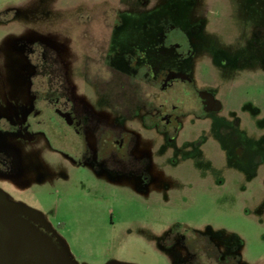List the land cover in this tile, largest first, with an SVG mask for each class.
Instances as JSON below:
<instances>
[{"label":"flooded vegetation","instance_id":"af4514ba","mask_svg":"<svg viewBox=\"0 0 264 264\" xmlns=\"http://www.w3.org/2000/svg\"><path fill=\"white\" fill-rule=\"evenodd\" d=\"M88 1L74 8L65 40L30 44L35 99L17 129L95 172L144 185L207 160L258 180L264 193V0ZM94 92L110 97L97 119ZM18 152L12 140L0 144V177L15 172ZM19 218L69 252L50 225ZM175 235L194 264H242L182 225L163 245Z\"/></svg>","mask_w":264,"mask_h":264},{"label":"rangeland","instance_id":"374dc122","mask_svg":"<svg viewBox=\"0 0 264 264\" xmlns=\"http://www.w3.org/2000/svg\"><path fill=\"white\" fill-rule=\"evenodd\" d=\"M86 2L0 0V144L12 140L19 151L15 172L0 177V196L50 225L73 264H194L178 235L163 245L175 225L207 237L223 257L264 264L258 180L249 184L244 173L222 170L221 161L200 160L199 171H159L144 185L129 175L95 172L54 142L17 129L35 99L30 44L65 40L74 8ZM94 93L90 111L97 119L107 114L110 97Z\"/></svg>","mask_w":264,"mask_h":264},{"label":"water","instance_id":"95a60500","mask_svg":"<svg viewBox=\"0 0 264 264\" xmlns=\"http://www.w3.org/2000/svg\"><path fill=\"white\" fill-rule=\"evenodd\" d=\"M1 200L0 264H33L29 258H35L38 264H73L67 249L59 248L51 238L19 218L28 210Z\"/></svg>","mask_w":264,"mask_h":264}]
</instances>
